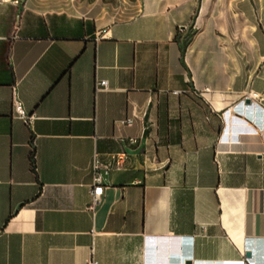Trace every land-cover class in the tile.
Returning a JSON list of instances; mask_svg holds the SVG:
<instances>
[{"label": "crops", "instance_id": "1", "mask_svg": "<svg viewBox=\"0 0 264 264\" xmlns=\"http://www.w3.org/2000/svg\"><path fill=\"white\" fill-rule=\"evenodd\" d=\"M123 151L91 211L95 159ZM92 249L99 264H264V0L0 5V264Z\"/></svg>", "mask_w": 264, "mask_h": 264}, {"label": "built area", "instance_id": "2", "mask_svg": "<svg viewBox=\"0 0 264 264\" xmlns=\"http://www.w3.org/2000/svg\"><path fill=\"white\" fill-rule=\"evenodd\" d=\"M6 3V0H0V5H3ZM180 32H183V30H180ZM99 88H108L107 82H101L97 85ZM178 95L179 93H174ZM254 98H257L255 96ZM258 99V98H257ZM13 110L14 112L19 115L25 122V124L31 128L33 126V122L35 120V117L33 115H28L23 107L22 104L18 101L16 94H14V103H13ZM137 119V116L134 114L132 117L127 118L126 120L120 122L123 126H132ZM129 146H135L137 144L136 138H130L127 141ZM129 154L126 151H123L118 154H114L110 157V161L107 164L101 163L97 158L94 161L93 165V188H92V194H91V202L89 205V209L91 211H94L97 205L100 202L101 197L104 194L105 190V178L108 177L112 172L114 171H121L125 168L127 162H128ZM95 251L92 249L91 257L88 260L87 264H99L97 260L94 257Z\"/></svg>", "mask_w": 264, "mask_h": 264}, {"label": "trees", "instance_id": "3", "mask_svg": "<svg viewBox=\"0 0 264 264\" xmlns=\"http://www.w3.org/2000/svg\"><path fill=\"white\" fill-rule=\"evenodd\" d=\"M30 147H31V152H30L29 160H30V165H31V171L34 173V175L37 178V181L39 182L37 171H36L35 147H34L33 138H31V140H30Z\"/></svg>", "mask_w": 264, "mask_h": 264}, {"label": "water", "instance_id": "4", "mask_svg": "<svg viewBox=\"0 0 264 264\" xmlns=\"http://www.w3.org/2000/svg\"><path fill=\"white\" fill-rule=\"evenodd\" d=\"M247 104H250V102L247 101ZM246 257L250 259V258H252V254L250 252H248L247 255H246ZM188 264H190V263H188Z\"/></svg>", "mask_w": 264, "mask_h": 264}]
</instances>
